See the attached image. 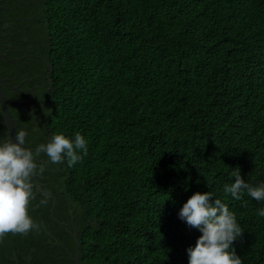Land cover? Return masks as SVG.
<instances>
[{
    "label": "trees",
    "instance_id": "trees-1",
    "mask_svg": "<svg viewBox=\"0 0 264 264\" xmlns=\"http://www.w3.org/2000/svg\"><path fill=\"white\" fill-rule=\"evenodd\" d=\"M0 77L26 146L87 140L72 166L36 156L35 226L0 234V264H75L72 233L83 264H188L178 212L206 191L264 264V201L223 191L264 182V0H3Z\"/></svg>",
    "mask_w": 264,
    "mask_h": 264
},
{
    "label": "clouds",
    "instance_id": "clouds-1",
    "mask_svg": "<svg viewBox=\"0 0 264 264\" xmlns=\"http://www.w3.org/2000/svg\"><path fill=\"white\" fill-rule=\"evenodd\" d=\"M27 131L21 129L14 140H0V234L6 232L26 233L34 221L28 214L29 201L33 195L31 178L37 170L36 156L44 153L52 163L67 158L69 166L76 164L82 154H87V140L81 133L74 138L56 133L35 150L26 146ZM234 180L224 185L225 194L241 200L247 194L256 201H264V182L248 183L239 169L232 173ZM264 217V208L257 209ZM178 218L198 229L201 235L194 246L186 249L188 264H242L233 247L243 229L221 198L210 191L194 192L178 212Z\"/></svg>",
    "mask_w": 264,
    "mask_h": 264
},
{
    "label": "water",
    "instance_id": "water-1",
    "mask_svg": "<svg viewBox=\"0 0 264 264\" xmlns=\"http://www.w3.org/2000/svg\"><path fill=\"white\" fill-rule=\"evenodd\" d=\"M3 2L0 1V3ZM2 58H7V55H2ZM3 87H10V85L6 84L5 81L0 77V110L4 119V125L7 128V134L8 137H11L13 140L15 138V129H14V124L16 123V121H14L9 113V108H8V100L7 98L4 96L2 88ZM12 88V87H11ZM12 89H17V88H12ZM17 105H19V103H16ZM72 238L74 239L75 242V255L73 256L71 253H68V259L72 262H74L75 264H83L80 259H79V247H80V243L77 240L76 234L72 233ZM57 246L59 247H63L60 244H57Z\"/></svg>",
    "mask_w": 264,
    "mask_h": 264
},
{
    "label": "flooded vegetation",
    "instance_id": "flooded-vegetation-1",
    "mask_svg": "<svg viewBox=\"0 0 264 264\" xmlns=\"http://www.w3.org/2000/svg\"><path fill=\"white\" fill-rule=\"evenodd\" d=\"M8 100V99H7ZM8 102H10L9 100H8ZM12 102H16V101H12ZM8 108H9V106H8ZM10 112V111H9ZM12 118V117H11ZM14 121H16V119H14V118H12ZM14 129H15V124H14ZM7 137H8V135H7ZM7 137L5 138V140L7 139ZM34 176V175H33ZM33 176H32V178H33Z\"/></svg>",
    "mask_w": 264,
    "mask_h": 264
}]
</instances>
